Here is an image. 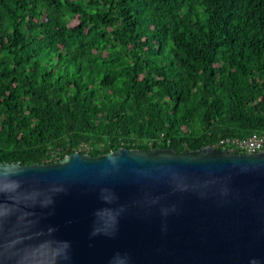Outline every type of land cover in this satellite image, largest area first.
I'll return each mask as SVG.
<instances>
[{"label": "trees", "instance_id": "obj_1", "mask_svg": "<svg viewBox=\"0 0 264 264\" xmlns=\"http://www.w3.org/2000/svg\"><path fill=\"white\" fill-rule=\"evenodd\" d=\"M253 134L264 0H0V163Z\"/></svg>", "mask_w": 264, "mask_h": 264}, {"label": "water", "instance_id": "obj_2", "mask_svg": "<svg viewBox=\"0 0 264 264\" xmlns=\"http://www.w3.org/2000/svg\"><path fill=\"white\" fill-rule=\"evenodd\" d=\"M0 264H264V150L0 163Z\"/></svg>", "mask_w": 264, "mask_h": 264}, {"label": "built area", "instance_id": "obj_3", "mask_svg": "<svg viewBox=\"0 0 264 264\" xmlns=\"http://www.w3.org/2000/svg\"><path fill=\"white\" fill-rule=\"evenodd\" d=\"M219 149L228 152L240 151L242 154L257 153L264 150V135L253 134L246 139L224 138L218 141ZM217 148V147H215Z\"/></svg>", "mask_w": 264, "mask_h": 264}]
</instances>
